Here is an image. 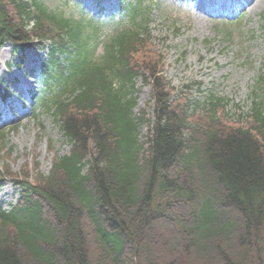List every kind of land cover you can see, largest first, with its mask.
<instances>
[{
	"label": "trees",
	"instance_id": "16d2710c",
	"mask_svg": "<svg viewBox=\"0 0 264 264\" xmlns=\"http://www.w3.org/2000/svg\"><path fill=\"white\" fill-rule=\"evenodd\" d=\"M149 11L0 0V47L49 42L39 72L54 96L42 103L70 144L48 173L17 176L18 203L0 208V264H264V75L249 124L198 116L165 80ZM140 76L149 118L133 112Z\"/></svg>",
	"mask_w": 264,
	"mask_h": 264
},
{
	"label": "rangeland",
	"instance_id": "374dc122",
	"mask_svg": "<svg viewBox=\"0 0 264 264\" xmlns=\"http://www.w3.org/2000/svg\"><path fill=\"white\" fill-rule=\"evenodd\" d=\"M124 1L136 0H82V4L86 10L107 6L116 11ZM144 1L152 6L148 38L164 58V76L173 95L191 98L194 106L207 104L214 95L223 100L217 109L221 121L230 126L249 124L248 113L256 93L261 92L264 72V5L252 10L241 9L242 0ZM46 47L29 49L24 62L13 55L11 44L0 48L2 88L10 92L9 98L0 102V125L5 122L10 126L6 144L0 142V177L10 176L0 179V207L6 210L19 197L17 176L28 172L34 176L36 166L46 174L54 157L70 150L54 114L32 98L37 90L41 95L37 63L46 57ZM135 83L133 112L140 115L145 110L149 118L151 87L142 77ZM139 130L140 140L145 142L148 122ZM6 168L9 174H4Z\"/></svg>",
	"mask_w": 264,
	"mask_h": 264
},
{
	"label": "bare ground",
	"instance_id": "6f19581e",
	"mask_svg": "<svg viewBox=\"0 0 264 264\" xmlns=\"http://www.w3.org/2000/svg\"><path fill=\"white\" fill-rule=\"evenodd\" d=\"M244 6L242 7L243 9L245 8H248V7H251L252 10H255V9H260L263 7L264 5V0H242ZM200 6H202L201 8H204L205 4H203V2L200 4ZM225 5L222 6V9L224 10L225 9ZM231 10V9H230ZM229 10V11H230Z\"/></svg>",
	"mask_w": 264,
	"mask_h": 264
}]
</instances>
